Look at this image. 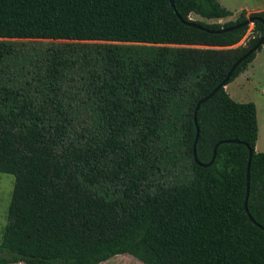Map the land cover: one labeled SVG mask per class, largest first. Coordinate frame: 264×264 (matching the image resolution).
I'll return each instance as SVG.
<instances>
[{
  "label": "trees",
  "instance_id": "trees-1",
  "mask_svg": "<svg viewBox=\"0 0 264 264\" xmlns=\"http://www.w3.org/2000/svg\"><path fill=\"white\" fill-rule=\"evenodd\" d=\"M174 3L0 0V172L15 176L0 264H264L255 109L226 90L263 46L221 85L264 11L208 22L233 12ZM251 17L244 44L250 24L219 32ZM9 39L65 42L21 60ZM197 127L203 163L239 142L201 166Z\"/></svg>",
  "mask_w": 264,
  "mask_h": 264
},
{
  "label": "crops",
  "instance_id": "crops-1",
  "mask_svg": "<svg viewBox=\"0 0 264 264\" xmlns=\"http://www.w3.org/2000/svg\"><path fill=\"white\" fill-rule=\"evenodd\" d=\"M219 2L223 6L230 9L233 12V15L243 11H247L248 13L264 11V0H219ZM256 84L260 86L264 84V45L263 48L257 53L253 62L250 63L248 67L243 72H241L233 81H231L229 84L226 85L227 92L238 103H240L241 105L253 104L256 114V122H257L256 149L257 151H264V133L261 130L262 125L260 123V116H259V103L256 99L253 98L247 99V101H245L244 99L241 100L242 87H245L246 89L253 88L256 86ZM262 93L264 96V89ZM250 96L252 95L250 94ZM113 257L114 259L112 260ZM101 263L102 264H145L140 259L129 253H123L112 256ZM10 264H26V263L20 262V263H10Z\"/></svg>",
  "mask_w": 264,
  "mask_h": 264
},
{
  "label": "rangeland",
  "instance_id": "rangeland-1",
  "mask_svg": "<svg viewBox=\"0 0 264 264\" xmlns=\"http://www.w3.org/2000/svg\"><path fill=\"white\" fill-rule=\"evenodd\" d=\"M241 13V12H240ZM222 18V19H207L208 22H221L225 23L228 20H234L240 14ZM194 19H203L199 15L192 13L191 15ZM253 23L250 24V28L245 36V39L241 41L244 44L246 38L252 33ZM8 42H11L14 46L17 54L22 58L21 60H27L28 57H37L43 54L50 47L55 45H60L64 43L63 40H53V39H9ZM243 89V90H242ZM241 89V100L244 99H256L259 103V116L260 123L262 125V131L264 133V96L263 89L264 84L257 85L253 88L246 89L242 87ZM250 94L252 96H250ZM247 95V96H246ZM15 184V176L11 173L0 172V243L3 237V231L8 221V209L11 202L12 192ZM114 257L112 258V260ZM102 264V263H101Z\"/></svg>",
  "mask_w": 264,
  "mask_h": 264
},
{
  "label": "water",
  "instance_id": "water-1",
  "mask_svg": "<svg viewBox=\"0 0 264 264\" xmlns=\"http://www.w3.org/2000/svg\"><path fill=\"white\" fill-rule=\"evenodd\" d=\"M172 2V5L175 7V3H174V0H171ZM255 21V18L254 17H251V18H248L245 22H242V23H239V24H236L235 26H230V27H226V28H221L219 30V32H223V31H228V30H232L234 28H237V27H240V26H243V25H249V24H252L254 23ZM190 25L192 26H195L197 28H201V29H204L205 27L197 22H190L189 23ZM264 45V32L263 34L260 36L259 40L256 42V44H254V46H252L248 52L246 54H244L243 56H241L235 63L234 65L232 66V68L230 69L228 75H227V78L224 80V82L221 84V85H224L226 83V80L228 78H230V76L232 75V73L235 71V69L252 53L256 52L261 46ZM220 86H218L217 88H215V90H213V92H211V94H209L207 97L203 98L202 100H200V102L198 103V106H197V109L199 108L200 104L204 101H206L210 96H212L215 91L219 88ZM197 114V113H196ZM196 119V117H195ZM199 127H197V135H196V142H195V148H194V156H195V160L196 162L201 165V166H209L211 165L214 160H215V157L217 155V148L218 146L223 143V142H239V140L237 139H233V140H223L221 142H219L215 148H214V153H213V156L210 160V162L208 163H203L201 161H199L198 157H197V148H196V143H197V140H198V136H199ZM252 156H253V152L252 150H250V156H249V160H248V169H247V180H248V183H247V199H246V208H247V211H248V198H249V193H250V168H251V161H252ZM249 217L252 221L255 222V219L253 218V216L249 213ZM260 227L264 228L263 225L261 224H258Z\"/></svg>",
  "mask_w": 264,
  "mask_h": 264
}]
</instances>
